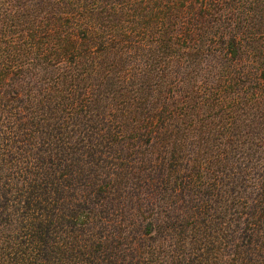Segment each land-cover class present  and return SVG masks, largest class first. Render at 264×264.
<instances>
[{
	"label": "trees",
	"instance_id": "16d2710c",
	"mask_svg": "<svg viewBox=\"0 0 264 264\" xmlns=\"http://www.w3.org/2000/svg\"><path fill=\"white\" fill-rule=\"evenodd\" d=\"M0 264H264V0H0Z\"/></svg>",
	"mask_w": 264,
	"mask_h": 264
}]
</instances>
